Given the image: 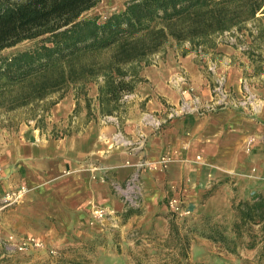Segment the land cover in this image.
Here are the masks:
<instances>
[{"label": "crops", "instance_id": "0c3cea01", "mask_svg": "<svg viewBox=\"0 0 264 264\" xmlns=\"http://www.w3.org/2000/svg\"><path fill=\"white\" fill-rule=\"evenodd\" d=\"M256 17L252 24L264 30V15ZM246 48L217 43L207 54L213 61L194 51H169L140 72L143 83L119 119L66 117L51 133L38 126L16 133L0 128V195L28 190L0 214V251L11 235L49 248L93 241L103 231L107 239L121 241L151 232L167 235L172 200L202 218L237 220L234 206L264 193V72L255 69ZM220 78L229 101L239 100L245 87L261 107L252 111L229 103L204 109L214 106ZM188 88L192 92L184 99L197 97L198 111L168 118ZM73 110L74 105L65 116ZM160 158L170 159L164 169L138 168ZM134 172L143 189L141 207L126 213L111 184ZM95 208L115 214L90 226Z\"/></svg>", "mask_w": 264, "mask_h": 264}, {"label": "trees", "instance_id": "16d2710c", "mask_svg": "<svg viewBox=\"0 0 264 264\" xmlns=\"http://www.w3.org/2000/svg\"><path fill=\"white\" fill-rule=\"evenodd\" d=\"M100 1L0 0V52L36 41L31 48L0 57V107L12 111L70 85L94 82L99 114L115 116L124 96L142 81L140 65H147L168 41L212 47L224 33L252 35L246 25L264 15V0H128L104 19L85 17ZM256 37L264 39V30ZM102 53L109 58L97 60ZM17 88L19 97L8 95ZM134 210L127 208L126 213ZM234 210L236 227L257 225L264 241V193ZM215 234L217 238L206 237L224 241ZM17 253L3 248L0 257Z\"/></svg>", "mask_w": 264, "mask_h": 264}, {"label": "rangeland", "instance_id": "374dc122", "mask_svg": "<svg viewBox=\"0 0 264 264\" xmlns=\"http://www.w3.org/2000/svg\"><path fill=\"white\" fill-rule=\"evenodd\" d=\"M128 0H101L100 3L85 17L98 16L104 19L108 15L123 9ZM249 26V27H248ZM252 35L245 33H224L214 39L212 47L193 48L188 42L176 44L170 40L163 50L148 58L147 65H140L141 72L148 66L155 65L159 58L166 53L177 51L184 53L194 51L197 56L213 61L207 54L217 43L228 44L232 47L247 45L246 52L251 56L256 70L264 72V42L256 37L258 27L252 22L246 25ZM36 41H25L13 48L0 52V57L11 54L14 51L31 48ZM245 43V45H244ZM97 60H106L109 53L95 56ZM203 59H200L202 62ZM204 68H208L205 64ZM139 72V76H140ZM143 83L139 82L136 88ZM135 88V89H136ZM18 88L9 96L19 97ZM16 93V94H15ZM98 84L88 83L83 85H70L64 91L51 94L43 100H36L26 106L7 111L0 107V128L8 132H20L30 130L33 126L50 129L51 132L59 131L62 121L69 117V121H75L81 115L87 120L100 116L97 103ZM14 94V95H13ZM132 95V94H131ZM129 96H124L121 109L114 117L119 119L125 112ZM74 105V110L69 116L65 112ZM73 117V118H72ZM62 126V125H61ZM169 233L151 232L147 237L132 236L126 241L107 239L100 235L92 236L93 241L83 240L80 243L72 242L69 247L55 245L52 248L42 244L41 249L30 248L25 253L10 254L9 258L0 257V264H264V241L260 239L259 226L248 223L236 227L238 219L224 217L220 220L202 218L199 215L189 213L187 216H177L171 212ZM237 233H234L236 232ZM218 232L224 236L223 242H214L206 236H216ZM135 235V234H134ZM219 237V236H218ZM34 239V238H33ZM35 240V239H34ZM36 241V240H35ZM254 241V245L250 247ZM37 242V241H36ZM133 244H129L132 243ZM39 243V242H38Z\"/></svg>", "mask_w": 264, "mask_h": 264}, {"label": "built area", "instance_id": "2783aa9c", "mask_svg": "<svg viewBox=\"0 0 264 264\" xmlns=\"http://www.w3.org/2000/svg\"><path fill=\"white\" fill-rule=\"evenodd\" d=\"M214 91V106L209 105L205 106L204 109L207 110H215L219 107H224L228 105L229 103L233 107H242L247 108L249 107L250 110L256 111L261 107V102L259 100H256L255 96L248 92L247 88L244 87V94L243 96L235 101L231 102L228 99V93L223 88V79L220 78L216 82V86L213 89ZM192 89L188 88L186 90L181 91L182 100L180 101V104L177 109H172V111L169 113L168 118H174L179 115L187 114L190 112L198 111L197 107H195L199 100L197 97L192 96L191 99L186 100L184 99L185 95L188 93H191ZM150 120L153 118L151 116H148ZM158 125H160L158 123ZM170 162L169 158H160L159 160L155 162H143L141 164H138V168H147L149 170H156V169H164L166 165ZM104 180H102L103 182ZM111 188L113 192L119 196L121 199L122 204L126 208H133V209H139L141 207V198H142V184L139 178V174L137 172L132 173L128 178H126L121 183H112ZM27 189L25 187H20L11 191H8L4 193L3 195H0V214H2L7 209L15 206L20 202L22 197L27 193ZM169 208L173 214H176L177 216L183 217L189 215L188 211H183L181 208V205L178 201L172 200L169 203ZM114 212L111 210H108L106 208H95L91 212V218H90V226L101 222L105 218L114 216ZM4 249L6 250H16L19 253H25L30 248L33 249H41L42 244L36 242L33 238H19L16 239L14 236H9L4 243Z\"/></svg>", "mask_w": 264, "mask_h": 264}]
</instances>
